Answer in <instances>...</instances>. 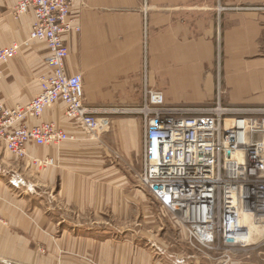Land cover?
Wrapping results in <instances>:
<instances>
[{
    "label": "crops",
    "instance_id": "obj_1",
    "mask_svg": "<svg viewBox=\"0 0 264 264\" xmlns=\"http://www.w3.org/2000/svg\"><path fill=\"white\" fill-rule=\"evenodd\" d=\"M18 2L0 0V48L22 42L32 30L33 12L19 17L12 14ZM143 4L144 0L74 4L81 31L64 35L69 49L66 72L82 75L89 107L114 110L141 104ZM148 5L149 84L161 90L169 104L209 107L201 104L216 98L220 50L225 60L221 77L228 87L225 102L236 108H264V0H148ZM36 43L3 66L0 96L9 107L25 105L40 93L41 76L48 72V49ZM65 110L59 102L39 119L30 120V125L55 122L74 140L30 143L25 158L0 144V216L8 222L0 225V261H32L34 250L29 245L39 241L48 248L41 264H162L168 241L152 234L155 229H147L143 221L138 232L135 222L140 202L145 212H152L155 204L148 190L136 183L143 161L141 119L114 112L96 114L104 121L103 140L110 142L122 160L113 156L94 160L72 156L100 143L65 118ZM34 157H52L56 163L39 166L31 161ZM42 185L56 191H44ZM160 203L155 204L158 211L168 213ZM88 213L97 216L87 219L83 214ZM106 213L131 220L123 225L120 220L105 221ZM159 227L162 230L167 225L160 221ZM173 246L176 260L191 258L192 264H264V241L228 249L229 260H212L209 249L200 246L192 248L190 255L180 239ZM127 254L129 259L123 263Z\"/></svg>",
    "mask_w": 264,
    "mask_h": 264
},
{
    "label": "built area",
    "instance_id": "obj_2",
    "mask_svg": "<svg viewBox=\"0 0 264 264\" xmlns=\"http://www.w3.org/2000/svg\"><path fill=\"white\" fill-rule=\"evenodd\" d=\"M77 1L82 0H19L12 8L15 17L33 12L35 21L28 38L0 48V78L3 66L36 42L48 49V72L41 76L40 93L27 104L8 107L0 96V144L24 157L29 143L48 145L72 138L55 122L30 125L57 102H63L65 116L89 134L102 127L98 113L137 116L144 137L143 184L196 246H243L239 233L246 235L251 225L264 226V108L223 106L219 101L209 107L169 104L164 93L149 84L148 0L143 4L141 104L114 110L89 107L82 75L66 72L69 49L64 35L81 31L79 16L72 10ZM48 161L36 160L43 165ZM246 214L249 219L243 224Z\"/></svg>",
    "mask_w": 264,
    "mask_h": 264
},
{
    "label": "rangeland",
    "instance_id": "obj_3",
    "mask_svg": "<svg viewBox=\"0 0 264 264\" xmlns=\"http://www.w3.org/2000/svg\"><path fill=\"white\" fill-rule=\"evenodd\" d=\"M25 40V39H24ZM23 40V41H24ZM35 45H37V43H35L32 47H34ZM17 57V56H16ZM15 58V57H14ZM224 59H223V54H222V52L219 50V52H218V54H217V64H218V71H219V82H218V87H217V93H216V98L212 101H209V102H207V103H204V104H201L202 106H214V104L215 103H217L218 102V100H219V102L220 103H224V104H227V106H234V105H230L229 103H226L225 101V99L228 97V87L226 86V84L224 83L223 84V82H224V79H222V77H221V75H222V73L224 72L223 71V66H222V63H224ZM65 105V104H64ZM172 105H174V104H172ZM176 105V104H175ZM177 105H181V106H194V105H190V104H177ZM197 105H200V104H197ZM100 122H104L103 120L101 121L100 120ZM59 125V124H58ZM60 126V125H59ZM61 127V126H60ZM62 128V127H61ZM63 129V128H62ZM102 129V127H100L96 132H95V134H89L88 132H87V136H88V138H90V139H92V140H98L99 141V145H97V147L96 148H89V149H86V150H82V151H79V152H77V153H73L72 154V156H81V157H86V158H90V159H103V158H106V157H111V156H113V158L114 159H116V160H119V161H121L122 160V156H121V154L117 151V150H114L113 148H112V146H110L109 145V141H107V142H105L103 139H104V134L106 133V131H102L101 130ZM143 130V129H142ZM72 140H74L75 138H74V136H73V138H71ZM70 139V140H71ZM58 143H61V142H58ZM58 143H54V144H58ZM52 145V144H51ZM5 146V145H4ZM6 148V147H5ZM7 149V148H6ZM106 149V150H105ZM8 150V149H7ZM10 151V150H9ZM27 153H28V151H27ZM13 154V153H12ZM16 156V155H15ZM17 157H19V156H17ZM26 157H29V153H28V155L26 156ZM19 158H23V157H19ZM36 157H34V158H31V161L33 160V159H35ZM48 158V157H47ZM49 158H52V157H49ZM40 160L39 158H36V160ZM45 159V158H44ZM34 161V160H33ZM35 162V161H34ZM36 164H38L39 166H48V165H51V166H54L55 165V163H56V161H55V159H54V163L53 164H39V163H37V162H35ZM142 166H141V168H143V161H142ZM140 164V165H141ZM134 173V172H133ZM140 173H142V171H139L138 172V174H137V180H136V183L139 185V186H141L142 188H145V189H147L148 190V194H149V196L151 195L152 196V198H153V200H154V202H155V204H156V201H158V202H160L159 200H157L155 197H154V195H153V193L150 191V189L149 188H147L144 184H143V182H142V180L140 179ZM42 189H44V191H46L47 190V192L48 191H52V192H55L56 191V189H55V187H52V186H49V185H42ZM150 192V193H149ZM16 195H18V194H16ZM53 199V198H52ZM7 204H9V205H13V204H15L14 202H10V201H8L7 202ZM139 204V203H138ZM155 204H153L154 205V207H153V210H152V212H148V210L145 212L144 210H143V206H142V202H140V205L139 206H137V214H136V220H135V222H136V226H139V228H138V232H141V230H142V227L140 226V224H141V222L143 221V222H146L147 224H145V223H143V224H145L146 225V228L147 229H149V228H154L155 230L153 231V233L152 234H154V235H158L159 237H165L164 239L166 240V241H168V244H167V252L166 253H168L167 255H164V257L166 258V259H164L163 261H162V264H192L193 263V259H185L184 261H179V260H176L175 259V253L176 252H174V243L177 241V239H180V240H182V242H185V245H186V251H188L189 253H190V255H191V253L193 252V250H192V248H195V249H197V247H196V245L194 244V243H192L190 240H189V238H188V233H187V230L184 228L183 230L182 229H180V225L179 224H177V225H179V226H176V227H174L173 226V224L175 223H180L179 222V220L178 219H176L174 216H173V214L171 213V212H169V211H167L168 213H165V214H162V213H160V211H158V206L157 205H155ZM0 205H1V202H0ZM160 206H162L161 205V203L159 204ZM145 213L147 214V216H144L145 215ZM84 215V217L85 218H87V219H92V218H96V216L97 215H95V214H93V213H88V214H83ZM104 220L105 221H108L109 219H111V220H113L114 219V221H119L120 220V224L121 225H123L124 223H128V221L129 220H131L130 218H127V220H126V218H123V217H121L120 218V216H117V215H115V214H112V213H106V214H104ZM125 220H126V222H125ZM164 222V224L165 225H167V227L166 228H164V229H160V227H159V222ZM8 225V222L6 221V220H4V218L3 217H1L0 216V225ZM135 226V225H134ZM170 226H172V228L173 229H170L169 227ZM145 227H143V230H145L144 229ZM129 229H124L123 231L125 232V231H128ZM123 231L121 232V231H119V233H120V235H123L122 233H123ZM130 232H132V230H130ZM141 234V233H140ZM115 235H117V234H115ZM144 236V235H143ZM250 236H252V235H250ZM262 236V238L264 239V234L263 235H261ZM115 237V236H114ZM254 236H252V238H253ZM261 238V239H262ZM115 239V238H114ZM260 239V240H261ZM262 239V241H264ZM256 241V240H255ZM254 241V242H255ZM259 241V240H258ZM248 242H250L249 240H248ZM257 242V241H256ZM260 242V241H259ZM258 242V243H259ZM251 243V242H250ZM258 243H256V244H258ZM176 245V244H175ZM193 245V246H192ZM142 246L143 247H145V245L144 244H142ZM201 248H207V249H209L208 251H209V255H210V257H212L211 259L212 260H218V259H221V260H229V256L226 254V251L228 250V249H230V248H227V249H220V250H216V249H211V248H209V247H204V246H200ZM29 248H31L32 250H34V259L32 260V261H26V262H19V263H16V262H3V261H0V264H41L40 262H41V260L42 259H46L45 257H47L48 256V248H47V244H45V243H43V242H34V244L33 245H29ZM120 250H121V248H120ZM123 250H121V252H122ZM211 251V252H210ZM158 255H156V257H157ZM163 256V255H162ZM177 256V255H176ZM129 256H128V254H127V256L122 260V262L123 263H125V262H127V260L129 259L128 258ZM174 259H173V258ZM95 259V258H94ZM96 260V259H95ZM95 260H93L92 262H94V263H96V261ZM158 260H160V259H158ZM8 261V260H7ZM156 261V260H155ZM47 264H48V261L46 262Z\"/></svg>",
    "mask_w": 264,
    "mask_h": 264
},
{
    "label": "bare ground",
    "instance_id": "obj_4",
    "mask_svg": "<svg viewBox=\"0 0 264 264\" xmlns=\"http://www.w3.org/2000/svg\"><path fill=\"white\" fill-rule=\"evenodd\" d=\"M24 15V14H23ZM30 36V35H29ZM28 36V37H29ZM27 48H30V47H27ZM23 49H25V48H23ZM22 49V50H23ZM21 50V51H22ZM20 51V52H21ZM20 52H19V54H20ZM18 54V55H19ZM17 55V56H18ZM14 58V57H13ZM12 59V58H11ZM10 59V60H11ZM1 79V78H0ZM38 95V94H37ZM36 97V96H35ZM33 99V98H32ZM31 101V100H30ZM59 102H57V104H58ZM63 103V102H62ZM64 104V103H63ZM54 106V105H53ZM9 107V106H8ZM52 107V106H51ZM48 108H50V107H48ZM47 109V108H46ZM45 109V110H46ZM44 110V111H45ZM44 113V112H43ZM65 118H67L66 116H65ZM68 119V118H67ZM45 123V122H44ZM142 129H143V127H142ZM64 130V129H63ZM65 131V130H64ZM86 131V130H85ZM87 132V131H86ZM69 135V134H68ZM73 138V137H72ZM71 139V138H70ZM70 139H67V140H70ZM63 141H66V140H63ZM63 141H61V142H63ZM30 144V143H29ZM35 144V143H34ZM48 145H51V144H48ZM11 152V151H10ZM12 153V152H11ZM14 154V153H13ZM15 155V154H14ZM28 155V153H26V156ZM17 156V155H16ZM26 156H24L23 158H25ZM20 157V156H19ZM46 159V158H45ZM35 162H36V158L35 159H33ZM32 160V161H33ZM38 160V159H37ZM47 160H49L48 162L49 163H47V164H53L54 163V158H47ZM51 160H52V163H51ZM248 219H249V216L246 214L244 217H242V219H241V223H243V224H247V221H248ZM183 227V226H182ZM183 229H184V227H183ZM248 230H249V232L245 235V233H239V239H240V241H242L243 242V246H247V245H250V244H255V243H258L259 241H261L263 238H262V236L261 235H263L264 234V226L263 225H259V226H256V227H254V225H251L249 228H248ZM250 235H252V236H254L253 238H252V236H250ZM262 238V239H261ZM261 239V240H260ZM248 240L251 242H248ZM257 242H256V241ZM259 240V241H258ZM255 241V242H254Z\"/></svg>",
    "mask_w": 264,
    "mask_h": 264
}]
</instances>
